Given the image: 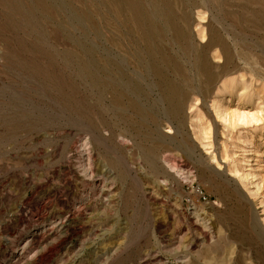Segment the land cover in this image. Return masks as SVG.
<instances>
[{
  "label": "rangeland",
  "instance_id": "374dc122",
  "mask_svg": "<svg viewBox=\"0 0 264 264\" xmlns=\"http://www.w3.org/2000/svg\"><path fill=\"white\" fill-rule=\"evenodd\" d=\"M0 264H264V0H0Z\"/></svg>",
  "mask_w": 264,
  "mask_h": 264
},
{
  "label": "bare ground",
  "instance_id": "6f19581e",
  "mask_svg": "<svg viewBox=\"0 0 264 264\" xmlns=\"http://www.w3.org/2000/svg\"><path fill=\"white\" fill-rule=\"evenodd\" d=\"M219 107V106H218ZM219 109V108H218ZM218 109H217V111H218ZM221 111H219V113H220ZM225 113V112H224ZM218 114V113H217ZM223 114V113H222ZM221 113H220V115H221V117H223V115H222ZM226 115V114H225ZM225 115H224V117H225ZM236 120H238V121H244V117H243V115H238V116H236V118H235ZM241 138V137H240ZM242 142L243 143H245V144H247L248 143V139H247V141H246V139H242ZM247 142V143H246ZM244 157V156H243ZM245 158V157H244ZM246 160V159H245ZM89 169V168H88ZM76 171V170H75ZM87 172V171H86ZM78 173V172H77ZM249 172H247V174H248Z\"/></svg>",
  "mask_w": 264,
  "mask_h": 264
}]
</instances>
